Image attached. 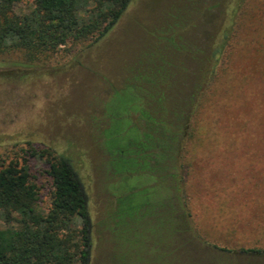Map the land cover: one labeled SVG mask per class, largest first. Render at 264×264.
I'll use <instances>...</instances> for the list:
<instances>
[{
  "label": "rangeland",
  "instance_id": "obj_1",
  "mask_svg": "<svg viewBox=\"0 0 264 264\" xmlns=\"http://www.w3.org/2000/svg\"><path fill=\"white\" fill-rule=\"evenodd\" d=\"M217 1L131 0L96 41H67L35 62L0 51V163L27 164L46 209L49 163L28 149L69 158L92 219L89 264H188V256L197 264H264L263 255L241 250L264 246V0H247L234 17V1ZM32 6L21 0L12 11ZM231 24L217 62L214 45ZM124 92L138 108L122 116L144 139L121 158H140L150 170L114 172L105 149L110 101ZM173 126L197 237L186 257L167 243L177 223L164 219L160 196L136 217L116 213L119 197L167 184Z\"/></svg>",
  "mask_w": 264,
  "mask_h": 264
},
{
  "label": "trees",
  "instance_id": "obj_2",
  "mask_svg": "<svg viewBox=\"0 0 264 264\" xmlns=\"http://www.w3.org/2000/svg\"><path fill=\"white\" fill-rule=\"evenodd\" d=\"M19 1L0 0V51L12 48L23 51L28 62L39 60L40 56L55 51L67 41L98 40L108 32L131 2L33 0V6L27 12L13 13L12 8ZM233 1L236 6L232 12L234 17L237 12L243 11L247 0H228V3ZM231 31L232 24L226 31L221 30V40L214 45L212 54L217 62ZM188 100V97H184L183 104L187 105ZM110 103L104 145L112 159L113 171L120 172L121 168L124 171L148 168L140 158L138 161L136 159V163L121 158L131 155L128 153L131 141L137 142L141 138L142 142L144 139L134 128L127 126L128 121L122 116L123 112L138 108L135 97L124 92ZM180 119L184 121V113ZM178 126L172 127V139L169 140L167 168L170 179L167 184L162 189L155 185L119 197L116 213L118 216L126 214L136 217L142 204H151L160 196L163 199L164 219L173 220L171 224L174 221L177 223L173 231L170 229L166 233L167 243L174 244L173 247L178 249L181 257H186L197 237L192 233L185 195L183 192L181 194L184 177L178 174L175 160ZM120 146L124 147V151H119ZM28 152L37 157L44 155L49 163V206L46 209L39 206L38 188L30 180L27 164L18 165L10 161L0 163V264H89L92 219L89 217L87 197L77 171L62 153L52 154L46 149L35 152L32 148ZM137 179L144 180L143 177L127 178L120 185L126 189ZM241 250L264 256V246ZM186 258L190 260L188 264H197L189 256Z\"/></svg>",
  "mask_w": 264,
  "mask_h": 264
}]
</instances>
